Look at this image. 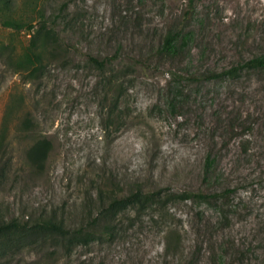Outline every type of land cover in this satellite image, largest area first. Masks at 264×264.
Returning a JSON list of instances; mask_svg holds the SVG:
<instances>
[{
  "label": "rangeland",
  "instance_id": "374dc122",
  "mask_svg": "<svg viewBox=\"0 0 264 264\" xmlns=\"http://www.w3.org/2000/svg\"><path fill=\"white\" fill-rule=\"evenodd\" d=\"M10 1L13 12L4 17L30 20L36 28L41 17L45 24L59 19L68 53L35 84H25L0 56V129L10 104L20 102L0 151V228L11 229L0 237L15 239L1 247L0 264H164L159 215L150 212L115 241L77 246L69 255L46 239L39 226L46 215L75 226L80 208L96 204L102 173L161 192L169 226L181 223L183 250L200 249L199 264H210V248L226 240L246 252L244 264L263 263L264 72L195 79L264 54V0ZM173 31L193 32L190 47L179 59L158 58L157 48ZM28 39V32L0 26V44L17 54ZM89 56H118L122 70L136 61L121 77L115 121L107 117L103 76L89 67ZM24 118L50 144L40 164L28 158L33 142L20 132ZM208 156L215 171L204 181ZM227 188L224 227L216 206L167 199Z\"/></svg>",
  "mask_w": 264,
  "mask_h": 264
},
{
  "label": "trees",
  "instance_id": "16d2710c",
  "mask_svg": "<svg viewBox=\"0 0 264 264\" xmlns=\"http://www.w3.org/2000/svg\"><path fill=\"white\" fill-rule=\"evenodd\" d=\"M14 3L10 0H0V15L6 12L12 13ZM0 16V26L3 29L12 30L15 32H28L29 39L27 44L22 48L20 53H16V49L7 44H0V56L14 75H20L25 84L41 83L46 78V73L49 72L51 66L64 60V55L68 50L64 46V40L61 39L60 31L58 30V22L55 19L52 23L46 21L41 17L40 25L36 28L31 24L30 20L22 18H15ZM65 25L69 26L68 20L62 18ZM194 39V33L191 31L181 32L173 31L167 33L162 39L156 51L158 58L179 59L185 55L187 49L190 47ZM119 57L97 58L88 57L89 67L102 73V84L105 87L104 101L110 102L108 104L107 117H114V121L118 119V102L121 97L123 82L121 77H125L126 70H133L136 61L132 66H128L125 70L123 65L118 61ZM117 62V65L115 64ZM141 65V64H140ZM251 70L257 72H264V54L254 56L253 58L241 62L237 67L224 71L221 74L214 72L205 73L201 78L195 80L210 81L226 76L234 77L238 71ZM20 102H13L8 108V112L4 117L2 127L0 129V151L4 150L7 145L9 134V117L11 112L17 107ZM20 132L33 142V146L28 158L31 162L40 164L47 158L50 150L48 141L35 136V130L32 129V122L28 118H24L20 123ZM215 171V160L210 156L206 157L203 168L204 181H206ZM100 185L97 193V201L93 207L80 208L77 217L79 221L76 225L69 224V220L59 217L57 214L46 215V222L40 227V230L46 233V239L51 240L52 245L56 249L64 251L66 255L71 254V251L77 246L89 245L91 243H109L115 241L120 233H126L136 220H139L143 213L150 212L154 215H159V222L156 225L163 233V256L164 264L176 260V264H199L200 249L193 253L186 254L183 250L184 233H182V225L175 221L169 226L171 215L168 214L167 208H163L167 202L161 192H145L142 185L130 184L124 185L113 175H106L105 173L99 176ZM230 190L214 191L212 194H205L203 192H184L178 195L170 196L168 201L189 202L201 201L205 204L216 206L219 214L217 224L221 227L228 225V218L230 215V208H224L225 202L228 198L227 193ZM166 200V202H165ZM161 207V208H151ZM132 215L137 219H133ZM209 225V224H208ZM126 226H129L126 228ZM9 226L0 228L2 231L11 232ZM14 230L17 228L14 227ZM20 239V237H19ZM23 239V238H22ZM13 237H0V249L6 243L13 242ZM9 245V244H8ZM234 244L229 241H224L215 248L211 247L209 253L210 264H233L237 262L244 264L249 261L245 255V251L237 252L234 250ZM264 264V260L263 263Z\"/></svg>",
  "mask_w": 264,
  "mask_h": 264
}]
</instances>
